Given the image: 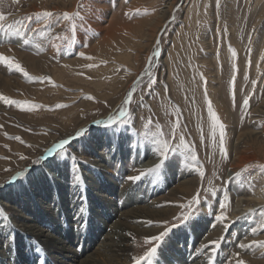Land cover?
<instances>
[{"label":"rangeland","instance_id":"1","mask_svg":"<svg viewBox=\"0 0 264 264\" xmlns=\"http://www.w3.org/2000/svg\"><path fill=\"white\" fill-rule=\"evenodd\" d=\"M0 11L8 17L5 25H14L0 32V54L15 58L34 77L29 81L0 64V95L21 105L0 100V189L20 185L34 161L61 139L71 140L81 128L88 131L72 140L77 147L69 145L56 154L71 187L81 169H94L91 166L101 157L95 146L112 155L121 148H138L139 154L133 155L151 156V168L159 162L157 149L166 141L169 161L150 175L194 172L199 183L192 195L161 200L159 207L170 210L167 220H145L161 232L162 222L172 229L158 246L145 243L156 236L154 231L129 228L132 257L144 256L156 246L151 264H179L164 254L159 257L163 244L178 229L194 232L197 223L206 220L201 254H211L212 247L204 245L221 240L215 264H236L237 254L246 264H264V249L239 247L264 241V198H257L264 191V0H219V5L217 0H0ZM42 11L57 16L47 23L38 21L36 14ZM64 12H79L82 18L77 19L80 27L72 43L63 39L71 36L69 23H57ZM15 28L22 29L19 36ZM46 77L50 81L41 82ZM132 87L136 91L127 105L131 118H125L126 124L100 128L95 122L118 115ZM244 99L249 101L247 108ZM209 101L225 125L227 159L213 148ZM33 104L38 107L27 110ZM96 129L108 135L100 143L94 142ZM215 131L218 141L219 129ZM240 155L247 162L241 164ZM90 171L95 180L101 177ZM237 173L242 175L233 179ZM197 193L195 217L187 223L177 220L187 211L181 205ZM224 193L230 198L228 220L219 223ZM0 213L13 218L9 207L0 205Z\"/></svg>","mask_w":264,"mask_h":264},{"label":"bare ground","instance_id":"2","mask_svg":"<svg viewBox=\"0 0 264 264\" xmlns=\"http://www.w3.org/2000/svg\"><path fill=\"white\" fill-rule=\"evenodd\" d=\"M95 131L94 142L100 143L105 131ZM96 147L94 152L101 157L90 170L101 174L97 180L89 169H81L79 183L69 186L66 167L58 163L46 167L52 159L46 153L41 163L26 171L20 185L0 189V205L13 212L10 222L15 229L12 239H6L11 229L0 225V264H135L129 228L158 235L162 229L150 227L145 220H167L170 210L159 207L161 200L192 195L199 183L194 172L173 169L172 173L132 181L129 177L155 163L151 156L133 155L139 154L138 148L102 154ZM241 155L238 159L243 164L247 160ZM257 198L263 200L264 191ZM206 223L198 222L194 232L189 228L173 232L159 257L164 254L179 264H206L210 253L198 251L204 243Z\"/></svg>","mask_w":264,"mask_h":264},{"label":"snow or ice","instance_id":"3","mask_svg":"<svg viewBox=\"0 0 264 264\" xmlns=\"http://www.w3.org/2000/svg\"><path fill=\"white\" fill-rule=\"evenodd\" d=\"M13 2H18V0H13ZM217 5H219V0H217ZM56 16H57V14L52 12V11H42V12L36 14L37 20L43 21L45 23L52 20ZM78 18H80L82 20L79 12H76V13L64 12V13L60 14L59 18L57 19L58 24L62 23V22H68L69 23L71 36H64L63 39L69 40L70 43L74 42L71 39V37H74L76 35V33L80 27V25L77 23ZM6 20H8V17L4 14L3 11H0V32L12 30L14 28V25L11 23L7 24V26H6L4 23ZM29 20H31V17H29ZM21 31H22L21 28H15V34L16 35L19 36L21 34ZM60 38L61 37H59V36L57 37V39H60ZM230 51L232 52V56L235 57L236 52L232 49H230ZM80 55L82 57H84V53H80ZM156 55H159V53H156ZM84 58L89 59V60L93 59V57H84ZM262 59H264V57H262ZM0 64L5 65L10 70L22 73L23 76L26 79H28L29 81L34 79V77L30 76L29 73L21 66V64L15 60V58H9L6 55L0 54ZM43 80H49L50 81V78H47V77L41 78V82H43ZM152 82L154 83V81H152ZM137 83H139V81ZM135 91H136V89L133 88L128 93L126 99L123 101V104L125 105V107L121 108L118 115H114L111 118L107 119L106 121H96L95 123L98 126L103 127L105 129L112 128V127L116 126L117 124H126L127 119H125V118H128V119L131 118L127 105H129L132 102L133 95H134ZM87 99L92 100V99H94V97L88 96ZM0 100H3V102L5 104H8V105L21 106L19 101L11 100V99L3 96V95H0ZM248 103H249L248 99L243 100V105L245 108L248 107ZM37 107H38V105H35V104L29 105V106H27V110L31 111ZM59 107H64V105H60ZM208 112L212 118L213 148L218 149V151L221 154L223 159H227L229 154H228V150L225 146V136H226L225 125L221 122L220 118L218 117L216 112L213 110V107H212V104L210 101L208 102ZM217 128L219 129L218 141L216 139V131H215ZM87 131L88 130L86 128H81L79 131H77L72 136L71 140L68 138H63L58 143L54 144L51 148L47 149L46 150L47 157H54V159L49 160L46 167H50L52 164L56 163L58 158H59L56 154H58V153L62 154V152L64 150H66L67 146L71 145L72 149H75L77 146L75 144H72V140H75V139H78L81 137H85L87 134ZM16 139L20 140V142L22 144L24 143V141L21 140L20 137H16ZM184 147H185V149L190 150L189 146L187 144H185ZM157 151H158L159 162L156 163L151 168L141 170L139 175L129 177L130 180L136 181V180L141 179L142 176L157 173L165 166V163L169 161V152L171 151L169 144L166 141L162 142L160 147L157 149ZM21 159H27V157L21 156ZM69 159L74 160L75 157L70 156ZM191 159L196 160V155L194 152H192ZM33 163L39 164V163H41V160L38 159V160L34 161ZM67 163H68V161H65V164H67ZM196 170L198 171V173L201 177H204L205 172L201 168H197ZM241 175H242V173H237L236 177L233 179H238ZM15 179H16V177H13V180H15ZM73 181L78 184L80 181L79 175L74 176ZM211 194L215 195V191H212ZM223 199H224V202L219 205V207L221 209L220 215H218L216 217V219L219 223H224L225 221L228 220V216L226 215L225 210L230 205V198L227 195V193L223 194ZM199 204H200V194L197 193L196 196H194L189 203L181 205V207L187 209V211L185 213H182V215L180 217H176V219L182 220L185 223L189 222L190 220H192L195 217V214H196V211L198 210ZM0 223H2L6 228L11 229V231L9 232V235L5 238L6 239H12V232H14V228H12L11 222L8 219V217L6 215H4L3 213H0ZM147 223L149 226L153 225L152 221H148ZM166 224H167V222H162L161 226L164 227L165 230L162 231L160 234L154 236V237L146 239L145 243L146 244H152L154 241V242H156V245L158 246L159 243H161L164 240V238L167 237L169 235V233L172 231L171 228L166 227ZM254 234H255V232H254ZM221 242H222L221 240H214V241H211L209 245H204V249H208L209 247H212V252L208 258L209 264H215L213 258L216 256L217 250L219 249ZM253 246L264 249V241H253L252 244H247V245L246 244H240L239 245V247L241 249H248V248H251ZM156 252H157V247L156 246L151 247L150 250L144 256L134 258L135 264H141L142 260L147 261L148 264H151V258L153 256H155ZM236 264H246V262L243 259H239L238 254H237Z\"/></svg>","mask_w":264,"mask_h":264}]
</instances>
